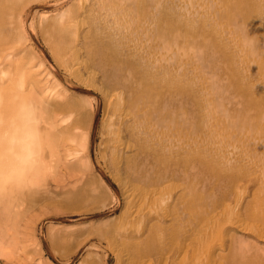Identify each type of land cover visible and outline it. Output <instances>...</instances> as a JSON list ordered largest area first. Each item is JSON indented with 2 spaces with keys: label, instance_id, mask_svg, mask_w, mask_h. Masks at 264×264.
Segmentation results:
<instances>
[{
  "label": "bare ground",
  "instance_id": "1",
  "mask_svg": "<svg viewBox=\"0 0 264 264\" xmlns=\"http://www.w3.org/2000/svg\"><path fill=\"white\" fill-rule=\"evenodd\" d=\"M30 1L0 0V67L7 64L8 49L20 60L0 72L23 73L46 104L49 178H56L57 190L73 184L66 199L79 198L80 188L93 189L97 197L98 186L89 184L87 172L92 120L103 105L101 134L110 144L99 141L94 153L105 167L110 155L115 171L127 175L121 180L129 206L125 225L120 226L124 238L113 241L121 255L117 263L223 264L228 256L222 252L226 249L220 233L225 221L218 216L222 210H214L232 197L223 191L208 195L199 164L203 157L210 160L213 176L219 165L215 161L227 158L230 164L224 171L234 182L240 185L239 178L259 171L264 183V64H257L258 59L264 61V0H72L57 17L39 14L44 33L51 35L48 42L56 51L57 70L64 69L86 86V92H94V103L78 102L56 84L42 87L30 75L29 63L21 61L31 50L22 18ZM32 10L38 14L37 7ZM97 32L95 44L91 37ZM90 42V47L107 50H92L87 59L81 44ZM225 59L235 61L226 68L236 72L232 78L237 77L246 92L238 93L229 78L224 80ZM237 61L240 66L233 67ZM78 188L79 194L74 192ZM13 192L0 194V219L14 208ZM130 217L141 224L134 231L126 225ZM260 219L259 229L242 221L235 225L243 232L264 234V212ZM9 231L7 224L0 225V246ZM26 260L31 263L34 257Z\"/></svg>",
  "mask_w": 264,
  "mask_h": 264
},
{
  "label": "rangeland",
  "instance_id": "2",
  "mask_svg": "<svg viewBox=\"0 0 264 264\" xmlns=\"http://www.w3.org/2000/svg\"><path fill=\"white\" fill-rule=\"evenodd\" d=\"M73 1L66 0L63 3H55V0H31L29 2L30 9L27 7L28 9L26 8L22 12L24 15L22 18L25 19V35L28 48L31 50L29 54H23L25 57L21 55L22 57L20 58H24L21 61L29 63L31 67L30 75L34 79L39 80L42 87L47 84H56L59 87L57 89L67 88L68 92L71 93L70 95L74 96L78 102L84 99V102L92 101L91 103H94V95H96L94 92L93 94L91 93L92 91L86 92V86L71 77L69 72H65L64 69L60 68L59 71L57 70L54 55L56 51L48 42V38L51 35L48 32L44 33L45 29L43 27L45 24L42 26L40 22L39 14L42 16L47 13L51 14L50 17H57L69 8ZM40 2L41 4L45 2L47 5L45 7L37 6L36 4ZM33 7H37L38 14L32 10ZM81 29H83L80 32L81 35L85 34L86 28L81 27ZM92 35L91 40H95V44H98V32L97 34L92 33ZM92 43L81 44L84 46L82 48V56L87 59L91 58L90 51L92 50L94 52H97L98 49L107 50L105 46L97 48L93 45L90 47ZM4 53L8 55L6 57L7 64L0 67V70L9 71L20 60H15L17 53H14L12 49H8ZM97 57L99 56L97 55ZM258 61H256L257 64H264V61L262 63L260 59ZM223 63H225L223 68H229L232 67L235 61L225 59ZM239 66L240 63L238 61L235 66L233 65V67ZM231 71L227 69L225 71L226 73L222 72L224 80L227 81L229 78L235 84L238 93L242 92V90L245 91V85L242 82H239L240 84L236 83L238 82L237 77L232 78L233 73L236 75V72L233 71L232 73ZM227 104L231 105L228 102ZM243 106H246L245 101L243 102ZM95 112V117L93 116L92 120V143L89 149L91 153V156L89 155L91 170L87 173L88 175L91 174L88 177L90 179L89 184L92 185L94 183L98 186L94 189H98L97 197L99 196V199L93 194L95 193L92 191L93 189L80 188L83 190L80 193L83 194L79 198L72 197L73 199H70V201L66 199L67 197L65 195L71 193L70 189L73 187V184L66 185L60 188L59 191L54 182L56 178L53 177L48 178L42 187L22 192L14 191L13 197L11 198L14 208L9 210L8 216H1L5 218L0 219L1 224H7L10 228V231L6 233V238L8 239L6 244L4 243L3 246H0V264H118L117 262L121 261V255L119 257L117 255L116 248L118 246H116V243H120L118 240L120 238L118 237H121L120 240L124 238L122 237L120 226L121 224L122 227L125 225V216L128 212L127 207L129 206L124 202L121 180L125 179L127 175L126 172L118 173L115 171L116 161L110 155L107 159L108 161L105 160L109 164H107L108 167H105L101 163L102 161H98V157L95 155L97 153L94 152L99 141L103 143L106 141L105 143L107 144H110V142H107L105 135L103 136L101 134L104 119L103 105L97 107ZM134 140L132 138L133 142ZM219 161H215L219 165L213 170V176L211 174L210 160L206 159V157H203L199 167L201 169V166H203V170L208 171L200 174L205 177L202 179V183L207 182L209 185L207 186L208 189H206L208 195L212 197L213 192L215 194L223 191L226 193L229 192L227 196L232 197L230 202L222 205L219 204V207L214 210H222L218 216L222 221H225V226H222L220 233L223 239L222 243L225 242L223 249H226L225 251L222 250V252L228 256L223 258V264H251L252 262L254 264H264L261 261L264 258L263 231L248 230L243 232L239 225H235L236 221H242V225L249 223L248 225L253 226L255 229L260 228L259 221H262V219L259 220V214L261 215L264 212L262 210V208L264 209V203L261 204L257 201L260 199V202H264L262 175L259 171H255V173L248 177L239 178V185L224 171L226 163L230 164V161L227 158H224V163L221 160ZM107 168H110L113 174L116 173L119 175L120 181H118L120 183L115 180L114 175L110 174L111 172ZM196 169L199 168L196 167ZM133 174L135 175V173ZM130 176L132 179L135 178L132 174ZM174 180L180 183L179 179ZM238 186H240V190H238ZM78 191L79 188L74 190V192L79 194ZM178 193L179 191H177L176 196ZM239 193H241V196H239ZM225 206H228L227 209H225ZM259 209L261 212L258 211ZM198 211H200L199 214L202 213V208ZM195 216L199 215L197 214ZM199 217H201V214ZM200 220H202V217L199 218ZM149 221L147 220L146 222L148 223ZM128 224H131L129 225V230L131 231L141 226L133 218L130 221H126V225ZM114 239L116 243H114ZM218 242L220 241L218 240ZM28 254L34 257V261L31 263L26 260L29 256ZM131 254L133 255L132 251Z\"/></svg>",
  "mask_w": 264,
  "mask_h": 264
},
{
  "label": "clouds",
  "instance_id": "3",
  "mask_svg": "<svg viewBox=\"0 0 264 264\" xmlns=\"http://www.w3.org/2000/svg\"><path fill=\"white\" fill-rule=\"evenodd\" d=\"M46 104L21 73L0 72V194L44 186L52 173Z\"/></svg>",
  "mask_w": 264,
  "mask_h": 264
}]
</instances>
